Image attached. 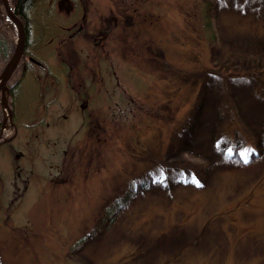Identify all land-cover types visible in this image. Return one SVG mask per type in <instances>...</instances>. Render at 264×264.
Here are the masks:
<instances>
[{
  "label": "rangeland",
  "instance_id": "374dc122",
  "mask_svg": "<svg viewBox=\"0 0 264 264\" xmlns=\"http://www.w3.org/2000/svg\"><path fill=\"white\" fill-rule=\"evenodd\" d=\"M36 3L32 52L55 79L24 81L0 146L1 262L264 264V0ZM0 27L18 41L3 8ZM94 41L105 81L83 109L70 67Z\"/></svg>",
  "mask_w": 264,
  "mask_h": 264
},
{
  "label": "flooded vegetation",
  "instance_id": "af4514ba",
  "mask_svg": "<svg viewBox=\"0 0 264 264\" xmlns=\"http://www.w3.org/2000/svg\"><path fill=\"white\" fill-rule=\"evenodd\" d=\"M14 4H15V11L17 13V8H16V3L18 2V0H13ZM78 6H80V4H77ZM0 9H4V5L1 4L0 2ZM119 7V6H118ZM51 12V11H50ZM52 13V12H51ZM85 19V18H84ZM23 20V19H22ZM25 24V34H26V45H25V51H24V59L21 61V68L22 70H19L16 75L15 78V74L13 75V78H15L16 84L18 83L20 85V87H22V84L24 83V81H26V79H31V76L37 80H41L42 84H43V88L45 87H49L50 82H48L50 79H55V77H53V75L51 74V72L46 68V65L39 61L37 56L32 52V48L33 45L35 46V48L37 47V43H34L30 40L29 37V33H30V28H29V20L28 21H24ZM100 24L103 25V27L106 28L104 30H102V32H100V37L101 39H103V32L104 31H108L112 25H117V21H115L114 23L111 24V20L109 17L106 18V16L102 17L100 19ZM54 26L55 23H54ZM68 31H72L73 36L77 35V34H83L85 36L84 33H88V29L85 26V24L81 21L80 23L77 21L76 23V27H72V28H68ZM94 34V35H93ZM91 34L89 37H86L88 39V41L90 42V46H92V41L93 39L96 40V38L98 36H96L95 32ZM92 36V38H91ZM61 38V37H60ZM53 40H57L56 38H54ZM65 42L62 39H58L57 42ZM40 43V42H39ZM93 44L95 45V50L92 49L91 52L89 51L88 56L85 57V61L84 65H80L83 64L81 63V58L78 57V61H77V67L72 68V74L75 76H79V78L81 79L80 83H72V86L74 87L75 91V96H76V102L77 103H81L82 104V108L86 109L87 107H89V99L91 98V90H101L102 86L104 85V81H105V77L104 75H102V66L96 65V66H91V62L94 58L92 57H101L104 54V50H105V43L102 44L101 42L96 44V41L93 42ZM41 45V44H40ZM65 46L63 44L60 45L58 51L62 52L63 54V50ZM39 48V47H37ZM68 50V49H67ZM67 53H70V51H66ZM74 53L76 54V51H74ZM78 53V52H77ZM58 54V52L56 51V55ZM102 58V57H101ZM104 61L101 60L100 62H105V55H104ZM60 62V61H59ZM65 63H63L62 67H65L66 65H64ZM96 64V63H95ZM105 64V63H104ZM94 65V64H93ZM91 67V68H90ZM105 67V65H104ZM115 73V72H114ZM12 79V77H11ZM10 79V81H11ZM43 79V80H42ZM65 81L67 80V77L64 76ZM82 80H84L82 82ZM57 83H59L57 81ZM60 84V83H59Z\"/></svg>",
  "mask_w": 264,
  "mask_h": 264
},
{
  "label": "trees",
  "instance_id": "16d2710c",
  "mask_svg": "<svg viewBox=\"0 0 264 264\" xmlns=\"http://www.w3.org/2000/svg\"><path fill=\"white\" fill-rule=\"evenodd\" d=\"M36 1L37 0H18V2L16 3V8H17V15L23 19L25 22L32 19L31 15L33 14V11L36 9ZM210 4H208L205 9L203 10V26H204V31L206 32V35L208 37V40L210 42H214V41H218V35H217V31L215 28V24L212 22L213 19L210 16V12L208 11L210 9ZM14 48H15V44L13 41H11V38L7 37L4 35L1 27H0V75L3 72V69L5 68V66L8 64V62L10 61L11 57L13 56L14 53ZM25 54H23L16 70L14 71V74L16 72H18L19 70H22L21 68V61L24 59ZM13 74V75H14ZM17 73L15 74V78H16ZM15 78H13L11 81H9L8 83V88H9V103L11 106H15L16 104V100H17V95L20 88V85L15 81ZM2 117H3V108L2 105L0 103V127H1V123H2ZM255 147H251V152H250V156L248 157L247 162H250V160H252V158L255 156ZM245 161V159H244ZM108 213L110 214V212L108 211ZM109 217V215H108ZM113 222V221H112ZM0 264H3L0 260Z\"/></svg>",
  "mask_w": 264,
  "mask_h": 264
},
{
  "label": "water",
  "instance_id": "95a60500",
  "mask_svg": "<svg viewBox=\"0 0 264 264\" xmlns=\"http://www.w3.org/2000/svg\"><path fill=\"white\" fill-rule=\"evenodd\" d=\"M2 2L7 11L8 16L15 23H17L19 27V40L17 41L15 52L0 77V92H2L3 105L8 109L10 118L12 119L13 112L9 107L6 99V92L8 89L7 84L25 51L26 34H25V25L23 21L18 17L16 11L10 9L7 0H2Z\"/></svg>",
  "mask_w": 264,
  "mask_h": 264
},
{
  "label": "snow or ice",
  "instance_id": "6c2138e0",
  "mask_svg": "<svg viewBox=\"0 0 264 264\" xmlns=\"http://www.w3.org/2000/svg\"><path fill=\"white\" fill-rule=\"evenodd\" d=\"M248 155H249L248 153H245V154H244L245 162H247V160H248Z\"/></svg>",
  "mask_w": 264,
  "mask_h": 264
}]
</instances>
